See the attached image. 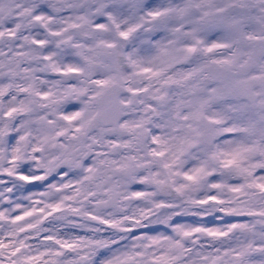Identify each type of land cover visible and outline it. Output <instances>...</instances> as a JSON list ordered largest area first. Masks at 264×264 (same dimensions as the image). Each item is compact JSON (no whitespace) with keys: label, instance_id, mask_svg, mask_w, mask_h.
I'll return each mask as SVG.
<instances>
[{"label":"snow or ice","instance_id":"6c2138e0","mask_svg":"<svg viewBox=\"0 0 264 264\" xmlns=\"http://www.w3.org/2000/svg\"><path fill=\"white\" fill-rule=\"evenodd\" d=\"M0 264H264V0H0Z\"/></svg>","mask_w":264,"mask_h":264}]
</instances>
